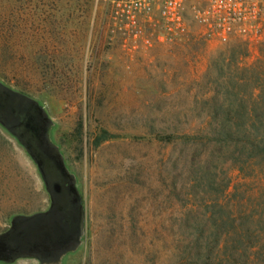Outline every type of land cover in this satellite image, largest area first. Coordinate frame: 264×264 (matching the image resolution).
<instances>
[{"label": "rangeland", "instance_id": "1", "mask_svg": "<svg viewBox=\"0 0 264 264\" xmlns=\"http://www.w3.org/2000/svg\"><path fill=\"white\" fill-rule=\"evenodd\" d=\"M121 7L0 0V107L57 157L77 198L72 210L63 200L51 208L35 163L0 120V264H264V171L254 181L228 163L213 171L209 145L195 139L205 83L221 81L230 49L250 64L264 35L223 44L189 21L178 34L127 20ZM181 133L193 137L183 144ZM206 163L218 179L210 188L198 179ZM229 214L245 217L239 236L213 261L197 229ZM30 219L47 224L23 228Z\"/></svg>", "mask_w": 264, "mask_h": 264}, {"label": "trees", "instance_id": "2", "mask_svg": "<svg viewBox=\"0 0 264 264\" xmlns=\"http://www.w3.org/2000/svg\"><path fill=\"white\" fill-rule=\"evenodd\" d=\"M236 48L238 57L245 59V48L242 45ZM229 51L228 62H221L217 68L223 73L221 81H207L206 92L196 99L206 108V113L196 115V118L202 117L200 137L195 139L209 145V159L217 163L211 167L213 171L228 163L240 177L254 181L264 171V43H259L257 56L248 65L235 61L234 51ZM192 137L181 133L180 141L184 144ZM206 167L208 170L198 179L210 188L216 185L218 179L214 173L211 175L207 163ZM207 173L209 176H206ZM227 188L228 184L221 187L222 195ZM263 203L260 205L264 208ZM217 205L222 208V203L214 204ZM243 218L218 215L209 226L198 227L200 234H206L202 240L204 248L212 245L213 261L229 239L239 236L241 225L236 221Z\"/></svg>", "mask_w": 264, "mask_h": 264}, {"label": "built area", "instance_id": "3", "mask_svg": "<svg viewBox=\"0 0 264 264\" xmlns=\"http://www.w3.org/2000/svg\"><path fill=\"white\" fill-rule=\"evenodd\" d=\"M120 16L182 34L196 25L219 43L249 42L264 35V0H115Z\"/></svg>", "mask_w": 264, "mask_h": 264}, {"label": "water", "instance_id": "4", "mask_svg": "<svg viewBox=\"0 0 264 264\" xmlns=\"http://www.w3.org/2000/svg\"><path fill=\"white\" fill-rule=\"evenodd\" d=\"M0 120L20 140L30 158L35 163L47 192L50 195L51 208L55 209L59 206L62 200L65 201V204L68 205L69 209L76 206L77 198L66 186V177L57 157L52 152L42 148L37 143L35 137L26 124H24V122L16 117L12 112L5 111V109L0 107ZM75 210L76 215L74 221L79 214V210ZM34 220L35 224H33L30 219L31 222L27 221L23 225V228H33L35 226L37 228V225L45 227L47 224L43 219ZM40 228H37V230ZM36 232L38 231H35V233Z\"/></svg>", "mask_w": 264, "mask_h": 264}]
</instances>
